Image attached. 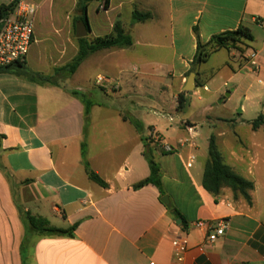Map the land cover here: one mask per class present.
<instances>
[{
  "label": "crops",
  "instance_id": "0c3cea01",
  "mask_svg": "<svg viewBox=\"0 0 264 264\" xmlns=\"http://www.w3.org/2000/svg\"><path fill=\"white\" fill-rule=\"evenodd\" d=\"M21 1L40 6L26 63L32 72L52 76L78 54L75 24L83 23L76 22L82 12L72 16L78 0ZM103 2L88 5L85 38L109 35L120 21L133 38L131 47L98 51L73 76L52 83L0 74V158L11 175L9 180L0 170V264H264V126L251 125L264 116V0H109L107 11L100 9ZM135 10L151 17L135 22ZM240 26L253 36L249 50L257 53L258 74L225 47L194 66L199 40L207 43ZM43 40L53 43L40 53L36 47ZM138 44L150 49L133 50ZM214 54L221 59L208 73L204 67ZM191 73L195 90L189 97L200 88L210 92L209 82L220 75L224 86L233 84L227 101L235 94L244 100L238 119H223L230 129L215 137L218 150V143L225 147L224 162L254 183L251 203L227 187L218 196L209 193L202 185L208 149L198 144L202 133L196 124L173 125L174 118L154 111V106L177 110ZM94 78L101 93L91 85ZM98 93L104 101H94ZM244 123L248 130L240 132ZM186 125L196 129L195 148L178 143L188 137ZM152 131L177 149L164 154L154 149L168 206L156 186L134 188L151 173L144 138ZM190 152L197 156L193 168L186 166ZM87 168L107 187L91 180ZM15 194L26 211L51 227L77 225L73 236L33 229L21 218ZM169 206L179 211L181 224ZM223 220L228 228L213 244L206 240L210 231L194 227L197 221ZM179 234L189 240L182 263L171 244Z\"/></svg>",
  "mask_w": 264,
  "mask_h": 264
},
{
  "label": "trees",
  "instance_id": "16d2710c",
  "mask_svg": "<svg viewBox=\"0 0 264 264\" xmlns=\"http://www.w3.org/2000/svg\"><path fill=\"white\" fill-rule=\"evenodd\" d=\"M92 1L93 0H78L77 2V10L82 12V15L77 18L76 22H83L87 28V9L88 5ZM20 2L21 0H14L9 5H0V18L5 17L10 11L14 10ZM108 2L109 0H105L106 8H108ZM150 17L151 15L149 13H143L138 10L133 12V21L135 22H143ZM252 40L253 36L250 30L245 26H240L235 31H227L214 35L207 43H202L199 40L197 42V52L193 64L194 66H198L199 64L205 62L212 52L224 47L229 50L239 51L242 54L246 49H249V43ZM77 42L79 50L76 57L65 66L56 68L52 76H45L40 73L32 72L26 62H15L8 67L0 68V74L14 75L20 79L35 83H52L56 81L58 77L62 76L63 78H69L73 76L83 61L98 51L110 48H127L131 47L134 43L132 36L125 31L120 21L116 22L113 33L109 35L94 38L92 41H88L87 38H79L77 39ZM190 100L191 97H189L186 92H182L177 98V109L183 110L188 107L190 105ZM86 113L87 115L89 114L88 109L86 110ZM251 125L255 130L261 126H264V116H259L256 120L251 122ZM144 141L147 146V151H145L144 155L149 162L151 173L148 178L135 184L134 188L139 189L146 185L152 184L160 190L161 197H164L166 196V193L162 188V172L155 160L154 149L160 151V153L163 154L165 152H163V150L157 145H154V147L152 146L153 142L151 137H145ZM0 170L1 172L5 173L6 177L10 180L11 175L8 169L1 162V158ZM87 171L91 180L102 187H107V183L98 174L88 168ZM202 185L209 193L215 196H218L222 189L227 187L231 189L235 197L242 196L248 203H251L250 192L254 190L255 187L252 181H249L236 174L233 169L224 162L223 157L218 150L216 137L214 135H212L209 139L208 160L204 169ZM15 203L21 218L33 229L39 231L40 233L45 235L73 236V232L77 225L71 227L68 230L51 227L45 219L41 217H34L28 211H26L23 205L20 203L18 195L16 194ZM168 209L175 219L181 218V214L175 207L169 206ZM183 226L185 227V225Z\"/></svg>",
  "mask_w": 264,
  "mask_h": 264
},
{
  "label": "built area",
  "instance_id": "2783aa9c",
  "mask_svg": "<svg viewBox=\"0 0 264 264\" xmlns=\"http://www.w3.org/2000/svg\"><path fill=\"white\" fill-rule=\"evenodd\" d=\"M39 5L26 1H21L18 6L10 11L5 17L0 18V23L5 22L3 28L0 30V68L8 67L15 62H26L30 53L32 45L35 43V16L39 10ZM100 9L107 11L105 2L100 6ZM247 61L250 64L251 71L258 74L260 71V64L257 60V53L251 51L247 56ZM103 78L99 77L97 83L102 84ZM261 82V81H260ZM204 90H208L204 88ZM185 130L188 137L179 139L180 147H196L195 127L186 125ZM154 145H157L165 153L176 152L177 149L168 144L164 138L155 133L150 132ZM197 161V156L190 152L186 166L193 168ZM195 228L207 229L210 233L207 236V244H213L220 237L224 236L228 223L220 221L218 224H211L204 221H197L194 223ZM173 248L174 258L177 262L182 263L189 251V240L185 234L177 235L171 242ZM150 264H156L150 262Z\"/></svg>",
  "mask_w": 264,
  "mask_h": 264
},
{
  "label": "rangeland",
  "instance_id": "374dc122",
  "mask_svg": "<svg viewBox=\"0 0 264 264\" xmlns=\"http://www.w3.org/2000/svg\"><path fill=\"white\" fill-rule=\"evenodd\" d=\"M78 10L76 9L74 13L72 14L73 18L76 17ZM73 31H72V36L75 37L74 35V25ZM41 43L38 44L37 51L40 53H44L46 49H49V45H51L53 42L52 41H40ZM150 47H146L144 45L138 44L136 45L133 50L137 51H144V50H149ZM250 52L249 49H246L244 53H240L237 51V53L240 55V58L242 62L247 61V56ZM223 54V53H222ZM221 59V55L219 54H214L211 57V60L209 61L208 64H205L204 70L208 69V73L212 72V68L217 65L219 60ZM135 77L140 78L141 76L139 74H134ZM214 80L209 82L208 86L210 88V92L204 91L203 88H200L197 90L199 93L198 95H195L191 97L193 99V104H191L192 99L190 100V105L186 107L183 110H175V109H166L162 110V108L154 106L155 110L160 116L164 117H170L174 118V123L173 125L180 124L186 120L193 121L196 124L197 130L202 133V136L199 138L198 137V144H201L203 149H208L209 145V139L212 135L214 136H221V133L225 129H230L226 121H223V119H238V113L237 111L239 110L240 107V102L244 101L241 96L238 94H235L229 101H227L229 98L227 96V91H232L233 89V84L228 83L227 86H224V82L226 81L225 79H222L220 75H215ZM146 83V82H145ZM95 78L92 80L91 85L94 90L98 91L101 93V89L99 86L95 85ZM69 85L75 86L76 84L70 83ZM98 96L94 97V101H104L101 98V94ZM201 98V100H200ZM168 99V97H167ZM222 101H227V102H222ZM107 102V101H106ZM111 102V100H109ZM237 110V111H236ZM154 117V115H151ZM98 120V119H97ZM163 122L165 120H162ZM237 122L243 123L241 120H237ZM168 122L165 124L166 127L168 126ZM165 127V128H166ZM170 128V127H169ZM168 128V129H169ZM238 130L241 131H246L248 130L247 128V123L242 124L241 126L238 127ZM226 131V130H225ZM219 140L222 141L223 138L219 137ZM219 146V151L223 155L225 154V147L218 143ZM208 154V151H207ZM240 197V196H239ZM242 197V196H241Z\"/></svg>",
  "mask_w": 264,
  "mask_h": 264
},
{
  "label": "water",
  "instance_id": "95a60500",
  "mask_svg": "<svg viewBox=\"0 0 264 264\" xmlns=\"http://www.w3.org/2000/svg\"><path fill=\"white\" fill-rule=\"evenodd\" d=\"M4 21L0 23V30L3 28L4 26ZM88 34V30L87 27L84 23H77L76 25V37L77 38H85ZM195 77L196 74L195 73H191L187 79V83L186 86L184 88V91L189 95L192 96L193 95V91L195 90ZM230 93H227V96H229ZM161 202L165 205H169L170 204V199L168 196H164L161 199ZM181 219L177 220V224H181Z\"/></svg>",
  "mask_w": 264,
  "mask_h": 264
}]
</instances>
